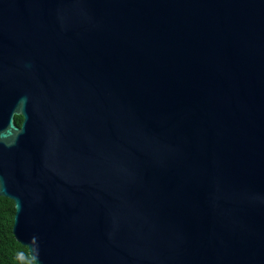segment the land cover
<instances>
[{
    "label": "water",
    "instance_id": "1",
    "mask_svg": "<svg viewBox=\"0 0 264 264\" xmlns=\"http://www.w3.org/2000/svg\"><path fill=\"white\" fill-rule=\"evenodd\" d=\"M0 195L38 264H264V0H0Z\"/></svg>",
    "mask_w": 264,
    "mask_h": 264
},
{
    "label": "trees",
    "instance_id": "2",
    "mask_svg": "<svg viewBox=\"0 0 264 264\" xmlns=\"http://www.w3.org/2000/svg\"><path fill=\"white\" fill-rule=\"evenodd\" d=\"M15 120L21 125L23 116L15 115ZM15 210L14 201L0 195V264H38L13 233Z\"/></svg>",
    "mask_w": 264,
    "mask_h": 264
}]
</instances>
